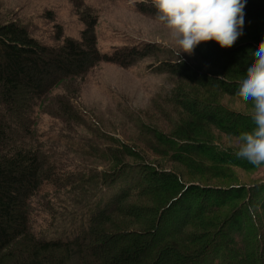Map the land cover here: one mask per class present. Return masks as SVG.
Listing matches in <instances>:
<instances>
[{"label":"trees","instance_id":"16d2710c","mask_svg":"<svg viewBox=\"0 0 264 264\" xmlns=\"http://www.w3.org/2000/svg\"><path fill=\"white\" fill-rule=\"evenodd\" d=\"M143 5L156 15L151 0ZM244 13V42L231 48L201 42L194 54L203 65L182 58L183 63L167 60L155 68L181 81L172 95L180 111L170 133L151 127L150 150L183 165L193 177L226 179L234 169L263 166L238 159L236 147L218 137L236 139L254 127L249 113L220 101L225 95L239 99L252 52L264 41V0H246ZM82 18L80 38L65 35L57 24L54 44L42 42L19 22L0 23V264H264V183L229 189L186 184L180 173L148 162L140 150L120 141L117 147L92 141L80 147L111 164L110 172L96 174L95 189L116 187L114 192L90 202L96 197L92 189H80L84 196L76 220L62 228L63 236L36 232L32 202L42 187L75 189L92 181L91 175L73 171L68 164L75 163L62 160L54 143L39 138L41 115L71 121L72 96L55 93L100 62L129 66L156 52L147 44L104 53L96 16L87 12ZM42 206L54 225L58 206L49 201Z\"/></svg>","mask_w":264,"mask_h":264},{"label":"rangeland","instance_id":"374dc122","mask_svg":"<svg viewBox=\"0 0 264 264\" xmlns=\"http://www.w3.org/2000/svg\"><path fill=\"white\" fill-rule=\"evenodd\" d=\"M144 7L141 0H0V23L19 22L44 43H56L57 24L63 26L65 35L80 38L85 28L83 13L91 12L97 18L98 47L102 52L112 53L113 49L125 47H146L147 44L156 48L154 55L129 66L100 62L68 89L58 90L55 94L67 93L72 96L74 108H71L72 114L67 112L69 115H66L67 118L71 117V121L55 119L48 114L40 116L37 126L40 140L46 144L54 143L55 149L63 153L62 160L74 162L75 166L66 161L63 163H67L79 175H91L92 181L75 189L42 187L32 202L31 220L37 233L44 232L51 238L64 235L62 228L72 225L76 220L78 202L84 196L80 189L88 188L86 192L92 189L96 197L90 202L108 197L116 189L109 186H103L102 190L95 189L98 181L96 174L102 177L104 172L112 169L103 156L95 157L98 153L90 150L85 155L81 152L80 147L84 148L83 142L86 141L95 142L102 148L112 145L117 147V141L132 146L140 150L148 162L180 173L186 184L229 189L264 183V165L254 170L234 169L226 179H202L189 175L183 165L150 150L153 140L149 133L151 127L170 133L178 121L176 111L180 110L172 103V95L180 88L181 81L172 75L156 72L155 68L162 61L174 62L178 59L167 38L166 29L158 25L155 16L146 13ZM249 31L252 35V29ZM244 40L239 37L236 43ZM181 57L195 66L203 65L195 54L182 53ZM205 68L214 72L207 66ZM220 101L233 111L250 112V105L232 96H222ZM218 137L227 145H236L235 138L225 135ZM73 143L76 147L70 149L68 145ZM47 201L58 206L55 210L58 218L53 222L54 225H50L51 216L42 206ZM81 221L84 222V219ZM68 236L73 234L69 232Z\"/></svg>","mask_w":264,"mask_h":264},{"label":"clouds","instance_id":"9594fccd","mask_svg":"<svg viewBox=\"0 0 264 264\" xmlns=\"http://www.w3.org/2000/svg\"><path fill=\"white\" fill-rule=\"evenodd\" d=\"M151 3L156 9L155 22L166 29L178 63H183L182 53L194 54L201 42L215 41L221 48H231L244 34L246 0H151ZM252 55L254 59L241 78L236 95L250 105L254 127L236 137L235 155L258 167L264 165V41Z\"/></svg>","mask_w":264,"mask_h":264}]
</instances>
